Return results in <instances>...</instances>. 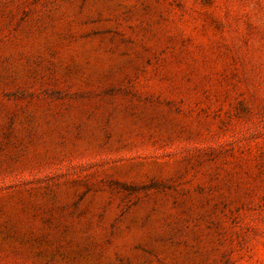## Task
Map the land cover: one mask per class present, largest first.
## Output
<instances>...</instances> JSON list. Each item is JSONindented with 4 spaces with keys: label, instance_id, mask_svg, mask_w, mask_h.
Returning a JSON list of instances; mask_svg holds the SVG:
<instances>
[{
    "label": "rangeland",
    "instance_id": "374dc122",
    "mask_svg": "<svg viewBox=\"0 0 264 264\" xmlns=\"http://www.w3.org/2000/svg\"><path fill=\"white\" fill-rule=\"evenodd\" d=\"M0 264H264V0H0Z\"/></svg>",
    "mask_w": 264,
    "mask_h": 264
}]
</instances>
